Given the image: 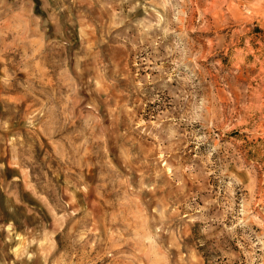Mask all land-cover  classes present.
<instances>
[{
	"label": "rangeland",
	"instance_id": "374dc122",
	"mask_svg": "<svg viewBox=\"0 0 264 264\" xmlns=\"http://www.w3.org/2000/svg\"><path fill=\"white\" fill-rule=\"evenodd\" d=\"M0 264H264V0H0Z\"/></svg>",
	"mask_w": 264,
	"mask_h": 264
}]
</instances>
